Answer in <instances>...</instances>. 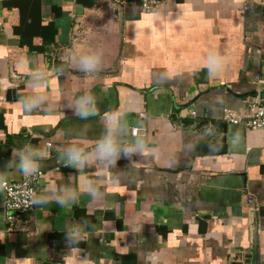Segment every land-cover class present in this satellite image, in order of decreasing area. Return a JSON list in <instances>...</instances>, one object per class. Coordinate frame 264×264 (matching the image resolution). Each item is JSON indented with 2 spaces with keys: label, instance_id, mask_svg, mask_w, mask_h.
Instances as JSON below:
<instances>
[{
  "label": "crops",
  "instance_id": "0c3cea01",
  "mask_svg": "<svg viewBox=\"0 0 264 264\" xmlns=\"http://www.w3.org/2000/svg\"><path fill=\"white\" fill-rule=\"evenodd\" d=\"M247 1L244 10V0H165L145 11L0 0V174L21 180L9 160L39 149L37 196H49L8 232L0 192V264H264V130L223 118L264 95V6ZM93 52L101 64L86 73L78 58ZM209 52L224 58L214 75ZM86 92L97 114L81 119L72 104ZM35 94L45 105L25 110L22 98ZM111 114L122 118L120 139L140 138L146 151L64 166L60 154L91 152ZM134 126L146 135L132 136ZM64 188L81 193L77 203H56ZM77 224L85 236L70 245Z\"/></svg>",
  "mask_w": 264,
  "mask_h": 264
},
{
  "label": "clouds",
  "instance_id": "9594fccd",
  "mask_svg": "<svg viewBox=\"0 0 264 264\" xmlns=\"http://www.w3.org/2000/svg\"><path fill=\"white\" fill-rule=\"evenodd\" d=\"M224 58L217 52H209L206 57V66L209 75H214L223 67ZM80 69L86 73H93L99 70L101 64V55L99 53H88L78 58ZM47 97L42 94H35L24 97L21 103L25 110H32L45 105ZM73 110L81 119H87L89 116L97 114L96 98L91 92L78 96L72 104ZM122 118L118 114H111L105 119V132L96 142L91 152L78 145L68 146L61 154L60 160L64 166L76 169H83L92 161H98L105 166L113 165L123 156L125 158L134 154L146 151V145L140 138L132 141H123L120 139V129L122 127ZM46 153L39 149L26 146L19 151L18 159H10L9 166L15 167L26 176H33L38 173L40 168V159ZM8 188L5 177L0 174V192ZM88 194L95 195L99 189L95 182H89L86 189ZM80 192L72 188L58 189L53 193L56 203L61 206H68L77 203ZM29 204H44L49 202L48 195L30 194ZM85 236L84 225H72L66 233V240L71 244H77Z\"/></svg>",
  "mask_w": 264,
  "mask_h": 264
},
{
  "label": "built area",
  "instance_id": "2783aa9c",
  "mask_svg": "<svg viewBox=\"0 0 264 264\" xmlns=\"http://www.w3.org/2000/svg\"><path fill=\"white\" fill-rule=\"evenodd\" d=\"M115 3L137 2L141 9L150 11L159 8L165 0H110ZM259 4L264 6V0H260ZM252 8V5L244 0L243 9ZM194 114V112H192ZM224 120L230 123L242 124L249 129L264 130V95L257 92L248 106L246 115H239L234 111L226 110ZM132 136H145L144 127L134 126L130 129ZM48 145H51L48 143ZM42 173L38 171L33 176H24L19 181L8 182V188L3 190L6 195L5 203V219L6 231L12 232L23 221L24 215L33 210L37 204H29L30 194L37 195V186L40 183Z\"/></svg>",
  "mask_w": 264,
  "mask_h": 264
},
{
  "label": "water",
  "instance_id": "95a60500",
  "mask_svg": "<svg viewBox=\"0 0 264 264\" xmlns=\"http://www.w3.org/2000/svg\"><path fill=\"white\" fill-rule=\"evenodd\" d=\"M249 263V259L248 256L245 257V259L235 262V264H248Z\"/></svg>",
  "mask_w": 264,
  "mask_h": 264
}]
</instances>
